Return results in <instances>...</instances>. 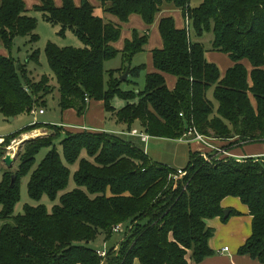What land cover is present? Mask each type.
I'll list each match as a JSON object with an SVG mask.
<instances>
[{"label": "trees", "instance_id": "trees-1", "mask_svg": "<svg viewBox=\"0 0 264 264\" xmlns=\"http://www.w3.org/2000/svg\"><path fill=\"white\" fill-rule=\"evenodd\" d=\"M37 1L33 10L60 26V36L71 31L83 43L82 48H62L50 42L45 48L63 113L74 110L84 116L89 102L100 101L117 123L131 128L139 122L151 137L178 140L195 128L213 141L227 142L228 150L264 143V0H98L100 8L89 0L79 6L74 0H63L61 6L55 0ZM164 10L180 11L187 27L178 29L174 18H163V48L152 52L156 72L146 76L144 90H123L117 74L129 68L130 76L138 78L146 68L132 67V61L148 44L149 29L143 35L134 31L119 51L114 44L122 26L104 15L122 24L139 15L150 27ZM27 12L25 0H0V47L8 52L18 37L40 40L38 20ZM206 33L213 35L212 51L234 62L224 76L206 57L201 41ZM118 56L123 67L106 71L105 64ZM39 59V50L29 57L36 63ZM165 75L177 79L173 91ZM126 82L136 84L129 78ZM52 91L48 76L36 81L26 64L11 54L0 55V111L5 117L41 110ZM210 91L215 103L208 98ZM115 98L127 105L117 110ZM36 126L3 138L0 155ZM63 136L62 158L54 143ZM24 148L17 171L4 172L0 183V264H199L214 254L210 240L215 231L207 221L228 219L222 207L228 197L240 199L253 219L252 234L239 254L264 264V159L237 160L218 153L204 159L192 153L186 175L176 181L178 171L152 162L137 146L106 132L74 130L26 141ZM42 149L49 152L34 168ZM65 162L79 163L77 188L70 192ZM27 176L32 200L59 199L52 212L43 205L26 206L24 214L14 215ZM118 225L122 239L101 257L92 243L100 235L109 243Z\"/></svg>", "mask_w": 264, "mask_h": 264}, {"label": "crops", "instance_id": "crops-1", "mask_svg": "<svg viewBox=\"0 0 264 264\" xmlns=\"http://www.w3.org/2000/svg\"><path fill=\"white\" fill-rule=\"evenodd\" d=\"M62 1L63 0H55L56 5L61 6ZM89 1L96 8H100V3L98 0ZM74 2L76 3V5L79 6L82 0H74ZM25 3L27 9L31 10L34 8V6L38 4V1L25 0ZM165 17L174 18L176 27L178 29H184L187 27L185 18L183 17L182 13L177 10H164L163 12L159 13L156 17L155 23L150 27L146 25L142 17H140L139 15H132L129 19V22L123 24L121 39L114 44V47L116 49L122 51L124 49L125 42L128 40H132L134 31H138L141 35H143L149 29V42L146 46L149 47L150 50V62L147 64V75L156 72V69L153 64L152 52L154 50L163 48V40L160 35L159 25L161 20ZM105 19L112 21L115 24L121 25L119 20L114 16L107 15L105 16ZM193 39L196 40V38ZM0 55H5V51L2 48H0ZM206 57L209 62L215 63L217 66H219L223 76L226 74L228 69L234 65V62L230 59V57L223 53L211 51L206 53ZM244 65L251 72L252 68L249 62L244 61ZM165 77L168 88L173 91L176 88L177 79L171 75H165ZM211 95L213 96V91L211 92ZM252 100L255 105V100L253 98ZM93 102L95 101L89 102L86 114L81 117V119L83 120L82 123L73 125L64 123V127L65 125H67V127L72 128L65 129H70L73 131L86 129L92 132H106L110 135H114L119 138L121 137L122 140L127 141L129 143H131V141H137V147L144 151V153L150 158L152 162L168 166L175 171H184V169L188 166L190 162V156L192 153H197L201 157L212 154V150L207 147L204 143H201L199 141L187 142L183 138L178 140H170L164 138L151 137L144 131L139 122L135 123L133 126H131V128H129L125 124L117 123V121L113 118L111 114H109L110 127H107L105 117L107 113L105 112L103 102H101V104L92 105ZM115 102L116 105H113L117 110L122 109L127 105V102H125L124 100L122 102L119 100ZM69 112L71 117L73 118L74 110H71ZM133 130H137L139 133L147 134L149 136L148 141L143 142L138 136L129 135L128 133H131V131ZM1 141H3V137H0V143ZM212 143L217 147L224 148V145H226L227 142L213 141ZM166 146L172 147L173 151L170 155L167 156V158H163V154H161L160 151L164 152V148ZM224 149H226V147ZM226 151V155H223L221 157H226L230 159L232 158L237 160H242L245 157H261L264 156V143L244 146L240 148L235 147L231 150L226 149ZM168 152L170 151H167L166 153ZM222 207L223 210L231 211L230 215L227 220H224L221 217H217L215 219L207 221V224L215 231L214 236L210 240V247L214 251V254L212 256L206 257L199 264H262L258 260H255L250 256L239 254V249L246 243V241L250 238L252 234L253 219L250 215L248 207L244 205L240 199L233 197H228L224 199L222 202ZM114 236H117L115 244L122 239L120 233H115ZM109 246H111L109 245V243L104 242L103 247L97 250H106V248ZM225 248H229V251L223 252V249ZM191 264H193V262Z\"/></svg>", "mask_w": 264, "mask_h": 264}, {"label": "rangeland", "instance_id": "rangeland-1", "mask_svg": "<svg viewBox=\"0 0 264 264\" xmlns=\"http://www.w3.org/2000/svg\"><path fill=\"white\" fill-rule=\"evenodd\" d=\"M29 16L35 17L38 20V28L36 30V34L40 36V40L37 43L30 42V37H18L14 41L13 48L11 52H8L4 49L5 55L11 54V56L17 61L18 64L27 65V70L29 71V74L32 73V78H35L36 81H39L43 75L48 76L51 79V85L53 86V91L45 97V107H41L45 113L43 115L37 114L36 116H33L32 114H22L16 118H7L5 117L1 111H0V137H7L12 134H15L19 131H22L23 129L32 126V125H39L36 126L33 130H29L6 146L5 149H3L2 154L0 155V183L2 182L3 174L4 172H7L8 174H11L12 172L17 171L18 167L21 164V158H18V155L25 151L24 143L26 141H33L38 138L47 137V138H54L58 134L65 135L66 132L73 131L71 127H67L65 125V128L70 129H56L54 126H63V124H78L82 123V116H79L75 111L73 113V118L70 115L71 110L62 112L59 107V101H60V93L58 91V84L55 79V76L53 72L51 71L48 60L45 54V48L48 43H54L58 45L59 47L65 48V47H74V48H82L83 43L77 38V36L72 33L71 31H67L65 36H60L59 32L61 30L60 26L52 25L48 22H46L43 19V14L41 12H36L33 9L29 10L27 12ZM107 16V15H104ZM122 29L123 24L121 23ZM206 48L207 52L212 51V41H213V35L211 33H206L204 38L201 40ZM2 48V47H0ZM3 49V48H2ZM36 50L40 51V59L39 63H36L34 61H29V57L35 52ZM29 61V62H28ZM150 62V50L149 47H145L144 51L140 54H138L132 61V67L138 66V65H145L146 68L142 73L139 75L138 78H133L132 76H128L130 81H134L136 84L127 83L126 81H123V84L121 88L123 90H135L137 93L139 91L144 90L145 83H146V75H147V64ZM123 66L122 58L118 56L117 58L108 61L105 64L106 71L113 70V69H119ZM219 67V66H218ZM126 73V72H125ZM31 76V75H30ZM117 77L119 79H122L124 75L120 76L117 74ZM106 80H108V75H106ZM210 91L208 93V98L212 100L215 103V100L213 99V96L211 95ZM123 101L120 98H115L113 103L116 105L115 101ZM93 104H101L100 101H95ZM113 105V106H114ZM37 113L39 111V108L36 109ZM106 112V111H105ZM107 113V112H106ZM102 117V116H101ZM100 117V118H101ZM106 117V123L107 127H110V116L109 113L105 115ZM34 122V124H33ZM32 123V124H30ZM30 124V125H29ZM62 124V125H60ZM89 124V122H88ZM42 125H53V126H42ZM60 131V132H59ZM59 132V133H58ZM65 137H61L60 139L55 141V148L63 158V149L61 146V141ZM121 138V137H120ZM4 142L1 141L0 146ZM132 144L138 146L137 141H131ZM167 151H170L166 153ZM172 147H165L164 152H161L163 154V158H167L168 155L172 152ZM49 152V149H42L41 152L36 157V165L34 168H36L41 161L45 158L47 153ZM212 153H215L212 151ZM12 155V157L15 159L13 165L11 167H7L4 164V159L6 156ZM85 152L82 154V157H85ZM204 158V157H203ZM206 159V158H204ZM65 165L70 169L71 171V178L70 182L67 188V192L73 191L77 188L74 176L75 172L79 168V163H76L74 165H68V163L65 162ZM28 183H29V176L24 177L21 182V199L19 203L15 207L14 215H22L25 212L26 206H32V207H38L40 205H43L47 208L49 212H52V209L55 205L59 204V199H57L56 202L51 201L47 196H44L41 201L37 202L30 198L29 196V190H28ZM2 210V207L0 206V212ZM0 225H2V222H0ZM117 240V236H114L113 239L109 242V245H113ZM104 237L99 236L95 242L92 243V247L96 249H101L104 245Z\"/></svg>", "mask_w": 264, "mask_h": 264}, {"label": "built area", "instance_id": "built-area-1", "mask_svg": "<svg viewBox=\"0 0 264 264\" xmlns=\"http://www.w3.org/2000/svg\"><path fill=\"white\" fill-rule=\"evenodd\" d=\"M88 102V99H87ZM45 113V111L43 109L39 110L38 113L36 110L32 111L31 114L33 116H36L37 114L43 115ZM182 116V114H181ZM129 135H133V136H138L139 138H141V140L143 142H147L149 139V136L145 133H139L137 130H133L131 131V133H128ZM183 139L187 142H191V141H199L201 143H204L207 147H209L213 152L218 153V154H223L226 155V151H223L221 149V147H217L215 145H213V140L199 134L195 128H190L184 135ZM204 158L208 159L209 156H204ZM246 158H253L255 160H259V159H264V156L261 157H245ZM186 173L184 171H178L177 174L175 175V180L178 181L180 178H182L183 176H185ZM123 231L122 226L118 225L115 227L114 232L115 233H121ZM229 248H225L223 249V252H228ZM98 254L101 257H105L106 256V250H98Z\"/></svg>", "mask_w": 264, "mask_h": 264}, {"label": "water", "instance_id": "water-1", "mask_svg": "<svg viewBox=\"0 0 264 264\" xmlns=\"http://www.w3.org/2000/svg\"><path fill=\"white\" fill-rule=\"evenodd\" d=\"M130 74V69L128 68V70L126 71V73L124 74V77L121 79V81H127L128 80V76ZM11 120H13V118H11ZM15 159L12 157V155H8L6 156V158L4 159V164L7 166V167H11L14 163ZM230 212L231 211H228V210H224L223 211V214H224V218H228L229 215H230Z\"/></svg>", "mask_w": 264, "mask_h": 264}]
</instances>
